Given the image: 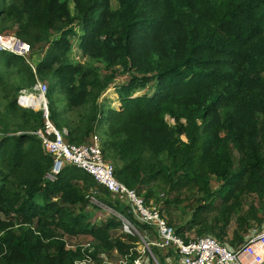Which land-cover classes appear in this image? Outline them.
<instances>
[{"label":"trees","instance_id":"16d2710c","mask_svg":"<svg viewBox=\"0 0 264 264\" xmlns=\"http://www.w3.org/2000/svg\"><path fill=\"white\" fill-rule=\"evenodd\" d=\"M111 1L0 0V30L18 25L16 37L30 43L31 56L50 42L36 68L0 52V264H81L113 250L133 262L135 244L111 236L121 224L117 216L92 223L76 210L91 197L127 209L140 230H149L76 165H66L56 181L46 179L53 157L35 133L44 128L42 111L17 103L19 90L34 86L37 77L49 80L50 119L68 128L69 142L89 141L103 128L104 155L116 162L115 176L127 187L140 195L143 189L149 200L158 180L195 183L199 203L192 222L201 235L213 233L225 244L243 195H256L258 203L237 216L229 242L241 244L251 221L264 222V0H116V7ZM77 19L78 47L110 73L70 60L76 31L63 27ZM52 30L59 36L52 39ZM123 74L129 78L113 85L120 108L99 103ZM76 108L84 112L72 126L66 114ZM212 209L218 214L207 225ZM63 234L95 241L67 248ZM161 252L156 256L165 263Z\"/></svg>","mask_w":264,"mask_h":264},{"label":"built area","instance_id":"2783aa9c","mask_svg":"<svg viewBox=\"0 0 264 264\" xmlns=\"http://www.w3.org/2000/svg\"><path fill=\"white\" fill-rule=\"evenodd\" d=\"M0 50H7L28 59L31 46L16 36L0 35ZM35 89L41 97L39 107L44 117V128L35 133L41 137L44 150L53 157V165L46 173V179L56 181L67 163L75 164L87 171L96 182L119 196L122 204L128 207L138 223L149 228L151 237L146 238L133 220L124 217L122 213L119 214L124 218V230L130 234H138L142 238L156 264L161 262L153 254L152 247L167 251V254H164L167 264H264V222L259 227L251 229L244 241L237 245L222 244L209 233L186 240L168 223L159 206L147 203V199L136 189L127 187L115 176V165L106 159L97 136L84 144L69 142L66 139L67 129H59L50 119L46 98L47 84L38 81ZM36 102L37 98L32 93L24 94L20 98L21 105L25 107L36 106ZM85 246L88 247L89 244ZM132 250L138 253L132 264H150L149 258L143 255L145 254L143 248L133 247ZM92 261V257L88 256L81 264H89ZM119 262L123 261L118 260L117 264ZM103 264L109 262L104 260Z\"/></svg>","mask_w":264,"mask_h":264},{"label":"rangeland","instance_id":"374dc122","mask_svg":"<svg viewBox=\"0 0 264 264\" xmlns=\"http://www.w3.org/2000/svg\"><path fill=\"white\" fill-rule=\"evenodd\" d=\"M111 5L113 7L117 6L116 0H112L111 1ZM70 11L73 15H76V9L74 8V4L73 2L70 3ZM6 25H11L10 22L6 23ZM5 26V22H3V20H0V27H4ZM70 27H73L74 31H76V34L72 35L70 37V39L72 40V50L70 51V60L74 63H82L85 66H94L98 69V72L101 75H105L110 73L111 68L107 69L105 66V62H99L96 61L94 59H91L89 56L84 55L82 50H80V48L78 47L79 44V40H80V35H82V25L80 24V20L77 19L75 22H72L70 25H65L63 27V29H68ZM11 29H5V30H0V35H3L4 37H11V36H16V30H18L19 26H10ZM57 29V28H56ZM52 39H54L56 36H59V30H52ZM50 42L46 43V44H39L37 45L36 48V52L31 53L32 56L30 55V57L28 56V59L25 58V61L28 65H30L33 68L37 67V63L39 61H41L43 59V57L45 56L46 50L49 47ZM30 60V62L28 61ZM129 78V76L127 74H123V75H119L113 82L111 85H109L108 88H106L104 91L101 92V94L98 97V102L99 103H103L104 101H107L108 105H112L113 107L119 109L120 108V101L118 99V93L116 92V88L113 86L115 84H119L122 83L124 81H126ZM43 83L47 84L48 86V90H49V80L46 79H41L39 78ZM27 85L25 86L26 88H21L18 92V96H17V103L19 104V99L20 96L31 92L34 93L37 97L38 100H41V97L39 96L38 92H36V90H34V86H30ZM150 89H145L142 91H139L138 94H142L144 92H150ZM48 92V91H47ZM48 98V96H47ZM57 98V97H55ZM59 99V98H57ZM59 102H61V105L64 107L66 105L65 100H63V97L60 96V99L57 101L58 106H59ZM20 105V104H19ZM80 112H84L82 109H74L73 111H69L67 112V118L69 119V123L72 126H76V125H80V123H77L80 120ZM167 119L174 124L175 121L170 118L169 116L167 117ZM67 128V127H66ZM68 129V128H67ZM103 128L99 129L96 131L97 135L99 136L100 140L103 137ZM1 136V133H0ZM184 137V136H183ZM91 141V139L89 140ZM87 143L86 141H82L80 143L77 144H84ZM237 154L238 151L235 152V158L237 159ZM108 161L112 162L114 165H116V162L113 159H107ZM179 181V185H175L172 182H163L162 180H158L155 182V184H151L150 186L154 187V194L152 196V198H150L149 200H146L147 203H151L153 205L159 206L161 208V211L164 215V217L167 219L168 223L173 226L176 230L180 229V235L191 239L193 237H198L201 235V233H199V225L197 222H192L193 218H194V213H195V206L198 205L197 203H199V201H196V194L195 191L193 190V187L195 183H190L187 184V186H184L185 184H183V182L178 179ZM79 184L80 181H79ZM213 184L214 186H217V182L215 180H213ZM141 194L142 196H144V192L143 189ZM144 190H147V186L144 187ZM140 192V191H139ZM115 198H117L119 200V196L115 195ZM257 196L256 195H243L240 200L242 201V206L241 208L238 210V213L235 212L231 215L230 221H228V223H230V226L228 229V236L225 239L226 243L229 245H232L229 240H231L232 236H233V231L235 226L237 225V216L238 215H244L245 212L249 209L250 206H252V203H256L255 205H257L258 201H257ZM168 200H170V202H168ZM91 204L85 205L83 207H81V205L76 207V210L79 212L81 210H84L85 213H88L91 217V221L92 223H98V222H105L111 215H115L119 218L121 224L118 225L117 227H114L111 229V236L113 238H122V239H126L131 241L132 243L135 244V247L139 248V249H144L145 250V254L144 257L149 258L150 260V264H156L155 259L150 256V253L148 251V248L145 246V243L142 241V238L138 235V234H130L127 233L123 226H124V217L128 218L126 216V212L127 209L124 210L123 212H120L119 210H116L115 208L108 206L102 202H100L98 199H93V197H91ZM254 201V202H252ZM122 202V201H121ZM227 202H231V201H227ZM216 203H219V201H217ZM221 203V202H220ZM95 205H97V207H95ZM124 205V204H123ZM125 206V205H124ZM127 207V206H126ZM97 208V209H96ZM210 218L209 216L207 217V225L212 222L214 220L215 215L218 214V210L217 209H212L210 210ZM122 213V218L119 216V214ZM228 213V212H227ZM226 213V214H227ZM252 226L250 227L251 229L257 228L260 226V224H255V221H251ZM220 225H222V222H220ZM203 227V226H202ZM17 229V228H15ZM249 230V231H250ZM142 235H144L146 238H150L151 237V231L148 230L147 228H145L144 230H141L140 232ZM130 234L132 237L130 238L129 235ZM215 236V234L213 233H209ZM63 238L65 239L66 243H67V248H75L77 245H88V244H93V241H95L90 235H86V234H82V235H69V234H63L62 235ZM153 236V235H152ZM216 237V236H215ZM217 238V237H216ZM218 239V238H217ZM219 240V239H218ZM225 243V244H226ZM156 247H152V252L153 254L156 255H160V253H157V249H154ZM132 250V249H131ZM161 250V249H159ZM133 252H135L134 258L138 255V253L135 250H132ZM162 255L167 254V251L161 250ZM157 257V256H156ZM155 257V258H156ZM99 258L100 259H96V261H92V264H103L104 260L108 261L109 264H117L118 260H122L123 262H119V264H127L129 263V255H120L119 253H117L116 251H110V252H105V251H101V253L99 254ZM133 258V259H134ZM158 258V257H157ZM167 260H165V263H161V264H167L166 262ZM173 262V259H172ZM132 264V261L129 263Z\"/></svg>","mask_w":264,"mask_h":264},{"label":"clouds","instance_id":"9594fccd","mask_svg":"<svg viewBox=\"0 0 264 264\" xmlns=\"http://www.w3.org/2000/svg\"><path fill=\"white\" fill-rule=\"evenodd\" d=\"M25 42H27V41H25ZM29 43V42H28ZM30 44V43H29ZM31 46V45H30ZM1 51H6V52H10V51H7V50H0V52ZM20 56V55H19ZM25 58V57H24ZM37 80H36V83H35V85H34V90H36L35 89V86H36V84H37V82L38 81H41L38 77L36 78ZM36 92H38L37 90H36ZM31 92H28V93H25V94H30ZM32 94H34V93H32ZM24 95V94H23ZM35 95V94H34ZM22 96V95H21ZM21 96H20V98H21ZM36 96V95H35ZM36 98L38 99V97L36 96ZM46 98H47V93H46ZM47 100H48V98H47ZM37 103V102H36ZM41 103V102H40ZM19 104H20V106H22V107H25V106H23V105H21V103H20V99H19ZM48 105H50V103H49V100H48ZM40 106V104L38 105V106H26V107H30V108H34V109H36V110H41V108L39 107ZM49 110H50V106H49ZM42 111V110H41ZM42 114H43V111H42ZM50 115H51V112H50ZM43 120H44V117H43ZM55 125V124H54ZM56 126V125H55ZM64 128H66V127H64ZM60 129V128H59ZM63 129V128H62ZM67 129V128H66ZM67 133H68V130H67ZM67 135V134H66ZM94 136H97L98 137V139H99V142H100V145H101V140H100V138H99V136L97 135V134H95ZM41 138V137H40ZM42 140V139H41ZM87 142V141H86ZM43 144V143H42ZM107 159V158H106ZM68 164H71V163H67L66 165H68ZM65 165V166H66ZM72 165H75V164H72ZM78 167V166H77ZM49 181V180H48ZM98 183V182H97ZM99 184V183H98ZM100 185V184H99ZM102 186V185H101ZM104 187V186H103ZM106 188V187H105ZM112 193V192H111ZM113 194V193H112ZM89 246H90V244H89ZM88 246V247H89ZM86 247V246H85ZM91 251V250H90Z\"/></svg>","mask_w":264,"mask_h":264},{"label":"bare ground","instance_id":"6f19581e","mask_svg":"<svg viewBox=\"0 0 264 264\" xmlns=\"http://www.w3.org/2000/svg\"><path fill=\"white\" fill-rule=\"evenodd\" d=\"M41 100H38L37 99V103H36V106H38L40 104ZM142 229V228H141ZM91 247V246H90ZM151 256V255H150Z\"/></svg>","mask_w":264,"mask_h":264}]
</instances>
